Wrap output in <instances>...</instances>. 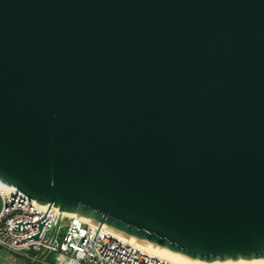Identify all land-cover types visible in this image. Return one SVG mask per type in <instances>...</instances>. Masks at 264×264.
<instances>
[{"label": "water", "instance_id": "95a60500", "mask_svg": "<svg viewBox=\"0 0 264 264\" xmlns=\"http://www.w3.org/2000/svg\"><path fill=\"white\" fill-rule=\"evenodd\" d=\"M0 183L57 227L264 259V0H0Z\"/></svg>", "mask_w": 264, "mask_h": 264}, {"label": "built area", "instance_id": "2783aa9c", "mask_svg": "<svg viewBox=\"0 0 264 264\" xmlns=\"http://www.w3.org/2000/svg\"><path fill=\"white\" fill-rule=\"evenodd\" d=\"M0 203V247L24 259L15 257L13 264H51L53 257L56 264H185L154 255L79 214H62L57 227L59 207L40 204L14 186L0 183Z\"/></svg>", "mask_w": 264, "mask_h": 264}, {"label": "bare ground", "instance_id": "6f19581e", "mask_svg": "<svg viewBox=\"0 0 264 264\" xmlns=\"http://www.w3.org/2000/svg\"><path fill=\"white\" fill-rule=\"evenodd\" d=\"M63 214L67 216L71 213L64 212ZM89 220H91V219H89ZM109 228H111V227H109ZM112 229H114V228H112ZM114 231L118 235H120L121 237L126 239L128 242L133 243V244L147 250L148 252H150L154 255L160 256V257L168 259L170 261H177V262H182L185 264H264V259H253V260L239 259L236 261L226 260L224 262H220L218 260V261H214V262H203L201 260L191 259L185 255L180 254V253L170 251L166 247H160V246L153 244V243L140 241V240H138V239H136L130 235H127L126 233H124L122 231H118L116 229H114Z\"/></svg>", "mask_w": 264, "mask_h": 264}, {"label": "rangeland", "instance_id": "374dc122", "mask_svg": "<svg viewBox=\"0 0 264 264\" xmlns=\"http://www.w3.org/2000/svg\"><path fill=\"white\" fill-rule=\"evenodd\" d=\"M0 208H1V203H0ZM15 257L18 259L19 263L24 262V259L21 256L14 255L8 252L6 249L0 247V263L13 264ZM50 263L56 264V257H53Z\"/></svg>", "mask_w": 264, "mask_h": 264}]
</instances>
